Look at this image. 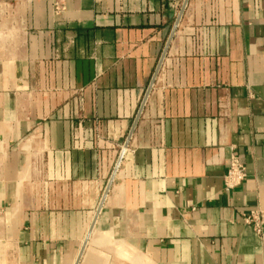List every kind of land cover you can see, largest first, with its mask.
I'll return each instance as SVG.
<instances>
[{"label": "crops", "instance_id": "1", "mask_svg": "<svg viewBox=\"0 0 264 264\" xmlns=\"http://www.w3.org/2000/svg\"><path fill=\"white\" fill-rule=\"evenodd\" d=\"M184 1L0 0V264H264V0Z\"/></svg>", "mask_w": 264, "mask_h": 264}, {"label": "water", "instance_id": "2", "mask_svg": "<svg viewBox=\"0 0 264 264\" xmlns=\"http://www.w3.org/2000/svg\"><path fill=\"white\" fill-rule=\"evenodd\" d=\"M188 2H189V0H185V1H184V4H183V6H182V8H181L180 14H179V16H178V18H177V21H176V24H175V26H174L173 32H172V34H171V36H170V39H169V41H168V44H167V47H166L165 53H164V55H163V58H164V56H165V54H166V52H167V50H168V48H169V45H170V43H171V41H172V39H173V37H174V35H175V33H176V30H177V28H178V26H179V23H180V21H181V19H182V16H183V14H184V12H185V10H186V8H187ZM163 58H162V59H163ZM161 63H162V62H161ZM161 63H160V65H159L158 69H157V72L155 73V75H154V77H153V80H152L151 85H150V88H149V90H148V92H147V95H146L145 101H146V99H147V97H148V95H149V91H150V89L152 88V86H153V84H154V81H155V79H156V77H157V74H158V72H159V69H160ZM144 105H145V102L143 103V105H142V107H141V110H140V112H139V114H138V116H137V118H136L135 123H134V127H133V129H132V131H131V133H130V135H129V138H128V140H127V142H126V144H125V147H124V149H123V151H122V154H121V156H120V158H119L118 164H117V166H116V168H115V170H114V172H113V174H112V177H111L110 182H109V184H108V186H107V189H106L105 194H104V196H103V199H102V202H101V205H100V207H99L98 212H100V210H101V208H102V206H103V204H104V201H105V199H106V197H107V195H108V193H109V191H110V189H111V186H112V184H113V181H114V179H115V176H116V174H117V171H118V169H119V166H120L121 161H122V159H123V156H124L125 150H126L127 147H128L129 141H130V139H131V136H132V134H133V131H134V129H135V126H136L137 121H138V119H139V116H140V114H141V112H142V110H143ZM92 230H93V227L91 228V230L89 231V233H88V235H87V237H86V240H85V242H84V244H83L82 250H81V252H80V255H79L78 259H77L76 264H79V262H80V260H81V258H82V255H83V253H84L85 247H86V245H87V242H88V240H89V237H90V235H91Z\"/></svg>", "mask_w": 264, "mask_h": 264}, {"label": "built area", "instance_id": "3", "mask_svg": "<svg viewBox=\"0 0 264 264\" xmlns=\"http://www.w3.org/2000/svg\"><path fill=\"white\" fill-rule=\"evenodd\" d=\"M246 177L245 168L239 162L237 157H232L230 168L226 177L227 191L240 184ZM245 222L251 225L257 234L262 232V221L257 213H251L250 216L245 218Z\"/></svg>", "mask_w": 264, "mask_h": 264}]
</instances>
